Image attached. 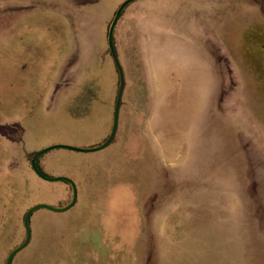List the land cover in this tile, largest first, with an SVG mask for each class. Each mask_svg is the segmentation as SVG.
<instances>
[{"label": "rangeland", "instance_id": "1", "mask_svg": "<svg viewBox=\"0 0 264 264\" xmlns=\"http://www.w3.org/2000/svg\"><path fill=\"white\" fill-rule=\"evenodd\" d=\"M85 1L0 0V264L75 199L34 154L113 131L126 0ZM114 44L118 133L39 157L77 201L11 264H264V0H137Z\"/></svg>", "mask_w": 264, "mask_h": 264}, {"label": "water", "instance_id": "2", "mask_svg": "<svg viewBox=\"0 0 264 264\" xmlns=\"http://www.w3.org/2000/svg\"><path fill=\"white\" fill-rule=\"evenodd\" d=\"M137 1V0H126L118 9V11L116 12V15L110 25L109 28V34H108V45H109V49L114 57V60L117 64L119 73H120V87H119V91H118V96H117V101H116V107H115V114H114V126H113V131L111 136L109 137V139L103 143L102 145L95 147V148H79V147H74V146H69V145H54L52 147H49L47 149H44L43 151H40L38 153H35L34 156L32 157L31 163H32V167L34 169V171L44 180L47 181H66L71 183V185L74 188L75 191V199L74 202L69 205L68 207L64 208V209H57L54 208L52 206L49 205H45V204H40V205H36L33 208H31L26 217H25V226H26V230H27V239L26 241L19 246L17 249H15L10 256L7 259L6 264H11L13 258L19 253L21 252L23 249H25L31 240V228L29 225L30 222V218L32 216V214L40 208H46V209H50L53 211H66L68 209H70L75 202L77 201V189L76 186L74 184V182L68 178V177H49L47 175H45L44 173L41 172V170L39 169L38 165H37V160L39 159L40 156H42L44 153L50 151V150H54L57 148H64V149H69V150H74V151H78V152H84V153H89V152H96V151H100L103 150L105 148H107L109 145H111L118 133V129H119V124H120V113H121V109H122V105H123V96H124V92H125V88H126V78H125V72L123 69V66L121 64V61L117 55L116 49H115V44H114V31H115V27L121 17V14L123 12V10L127 7V5H129L130 3Z\"/></svg>", "mask_w": 264, "mask_h": 264}, {"label": "crops", "instance_id": "3", "mask_svg": "<svg viewBox=\"0 0 264 264\" xmlns=\"http://www.w3.org/2000/svg\"><path fill=\"white\" fill-rule=\"evenodd\" d=\"M73 1V0H71ZM99 0H86L85 2H82L81 4H89V3H97ZM81 4H78V5H81ZM13 9V8H12Z\"/></svg>", "mask_w": 264, "mask_h": 264}]
</instances>
